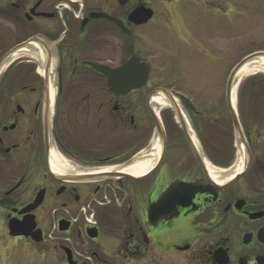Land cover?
<instances>
[{"label":"flooded vegetation","instance_id":"1","mask_svg":"<svg viewBox=\"0 0 264 264\" xmlns=\"http://www.w3.org/2000/svg\"><path fill=\"white\" fill-rule=\"evenodd\" d=\"M263 9L0 0V264H264V105L219 92ZM128 63L145 86L113 92L97 68ZM137 161L138 177L117 170Z\"/></svg>","mask_w":264,"mask_h":264},{"label":"rangeland","instance_id":"2","mask_svg":"<svg viewBox=\"0 0 264 264\" xmlns=\"http://www.w3.org/2000/svg\"><path fill=\"white\" fill-rule=\"evenodd\" d=\"M264 10V9H263ZM256 11V18L260 15L261 11ZM263 14V13H262ZM260 15L259 17H261ZM251 29L249 27H243L242 31L239 32V48L237 52L236 58L227 66H224L222 69V76H221V87L219 88V92L223 91L224 83L226 82V79L228 75L230 74L231 70L235 67V65L242 59L243 56L248 55L255 51H264V27L259 26L258 30H255L254 32H250ZM236 77V76H235ZM254 78V79H253ZM239 82V81H238ZM211 79L208 78L206 81L199 82V89L200 93L204 96H210L215 92V89L212 87ZM169 87L168 85H166ZM239 88H238V94H240L242 97L240 98V101L242 99H245L248 97V94H254L257 97V101L264 105V74H258L257 76H249L246 78H243L239 82ZM237 89V88H236ZM261 107V106H260ZM243 109H247V105L243 106ZM227 150L225 149V152ZM232 156L230 153V150H228L227 157L223 158L222 162L227 163L228 161H231Z\"/></svg>","mask_w":264,"mask_h":264},{"label":"water","instance_id":"3","mask_svg":"<svg viewBox=\"0 0 264 264\" xmlns=\"http://www.w3.org/2000/svg\"><path fill=\"white\" fill-rule=\"evenodd\" d=\"M256 56H261V55H255L246 58L243 60L236 68L234 69L230 80H229V86L231 84V78L232 76L243 66L245 65L248 61H250L252 58ZM98 71H100L102 74H104L106 77H109L108 81V87L113 91V92H118L121 91L122 87H124V92H127L131 89H136V88H141L146 84L147 76H148V67L146 65H126L121 69H114L112 71L107 70L106 68H97ZM128 77V80L126 83H120L119 81L121 80V77ZM117 80L116 82H114ZM228 86V87H229ZM156 93H164L166 94L167 92L164 90H156ZM234 128L239 135L241 142L243 141L242 139V134H241V129L239 128V125L237 121L234 122ZM119 177H123V175H120ZM157 207L155 208V210ZM8 230H9V235L10 236H22L25 235L19 227H17L14 223H9L8 225Z\"/></svg>","mask_w":264,"mask_h":264},{"label":"bare ground","instance_id":"4","mask_svg":"<svg viewBox=\"0 0 264 264\" xmlns=\"http://www.w3.org/2000/svg\"><path fill=\"white\" fill-rule=\"evenodd\" d=\"M255 74H264V58H259L255 60V63L249 64V65H243L242 68L237 72V74L235 75L237 78L235 79V83L233 84V88H232V98L234 100V95L236 94V92L238 91L239 88V82L241 79L255 75ZM239 81V82H238ZM237 88V89H236ZM173 102H168L167 99H163L162 97L158 98L157 101L155 102V104H157L159 107H165ZM174 105V104H173ZM155 146V150L158 152L159 148L157 146V144H154ZM147 168V162H134L133 165H131L128 168H119L117 170H119L121 173H128L133 177H138L140 176V174H142L145 169ZM118 173V174H121Z\"/></svg>","mask_w":264,"mask_h":264}]
</instances>
